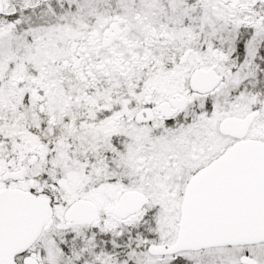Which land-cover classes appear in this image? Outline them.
Returning a JSON list of instances; mask_svg holds the SVG:
<instances>
[{
  "label": "snow or ice",
  "instance_id": "1",
  "mask_svg": "<svg viewBox=\"0 0 264 264\" xmlns=\"http://www.w3.org/2000/svg\"><path fill=\"white\" fill-rule=\"evenodd\" d=\"M0 264H264V0H0Z\"/></svg>",
  "mask_w": 264,
  "mask_h": 264
}]
</instances>
